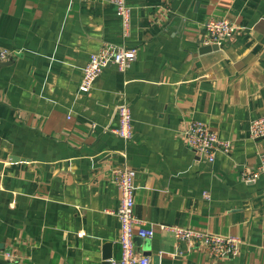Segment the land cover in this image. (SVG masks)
I'll return each mask as SVG.
<instances>
[{"label": "crops", "instance_id": "crops-1", "mask_svg": "<svg viewBox=\"0 0 264 264\" xmlns=\"http://www.w3.org/2000/svg\"><path fill=\"white\" fill-rule=\"evenodd\" d=\"M128 35L111 0H0V264H111L121 257L120 190L112 171H137L135 211L154 230L136 241L152 264H264V154L250 136L264 117V0H125ZM238 34L201 52L208 19ZM134 48L133 66L109 64L82 88L90 55ZM133 137L113 131L118 109ZM201 121L232 144L216 160L185 139ZM209 193L210 198L204 194ZM245 243L214 260L162 226ZM139 227L136 228L138 230Z\"/></svg>", "mask_w": 264, "mask_h": 264}, {"label": "built area", "instance_id": "built-area-1", "mask_svg": "<svg viewBox=\"0 0 264 264\" xmlns=\"http://www.w3.org/2000/svg\"><path fill=\"white\" fill-rule=\"evenodd\" d=\"M117 6V14L123 22L124 35H128L131 22V9L125 0H111ZM205 40L204 45H223L226 40L236 37L238 28L229 19H208L203 25ZM14 53L8 49L0 47V65L10 62ZM137 57L136 49L126 47H115L105 45L102 49L90 55L83 71L82 88L91 91L96 80L103 74L109 64H114L121 71H127L133 66ZM119 126L114 129V133L129 141L133 137L134 117L127 104H123L118 109ZM250 136L253 139L264 138V117L254 120L250 125ZM186 143L192 147L202 158L208 162L216 160L218 151L229 153L232 144L228 140H223L219 135L201 121L191 122L184 132ZM264 175V154L260 156V164L252 171H243L244 181H254ZM137 171L128 165L118 167L112 171V179L119 188L121 198L116 214L121 223V257L113 259L111 264H152L151 259L141 254L136 248V240L152 239L155 232L146 227V222L141 219L135 211V183ZM205 198L209 199L210 194L205 193ZM139 227L138 230L136 228ZM163 230L171 231L177 242L188 243L195 247L203 248L214 260H223L233 257L241 252L244 241L238 237L220 236L208 232L198 231L185 227L162 226Z\"/></svg>", "mask_w": 264, "mask_h": 264}, {"label": "water", "instance_id": "water-1", "mask_svg": "<svg viewBox=\"0 0 264 264\" xmlns=\"http://www.w3.org/2000/svg\"><path fill=\"white\" fill-rule=\"evenodd\" d=\"M218 49V46L217 45H214V46H203L200 51L201 52H207V51H211V50H217ZM7 65H10L9 62L7 63H3L2 66H7ZM138 240H143L141 238H138L136 241ZM107 264H110L109 261L107 262Z\"/></svg>", "mask_w": 264, "mask_h": 264}]
</instances>
